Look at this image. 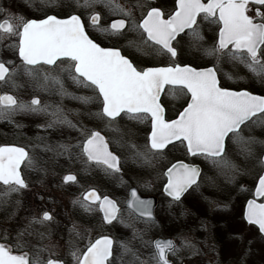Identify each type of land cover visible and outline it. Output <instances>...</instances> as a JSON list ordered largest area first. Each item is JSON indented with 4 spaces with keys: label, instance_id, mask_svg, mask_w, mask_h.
<instances>
[{
    "label": "snow or ice",
    "instance_id": "6c2138e0",
    "mask_svg": "<svg viewBox=\"0 0 264 264\" xmlns=\"http://www.w3.org/2000/svg\"><path fill=\"white\" fill-rule=\"evenodd\" d=\"M40 2L48 5L55 4L57 0ZM97 5H103L109 13L121 18L113 20L107 28L101 27L100 13L94 10ZM250 5L255 6V18L260 22H255L253 15L249 14ZM144 7L140 0H135L131 6L122 5L118 0H69L63 18L43 10L41 18L11 17L0 23V33L18 37L16 48L20 67L38 88L50 91L51 84L58 86L55 93L61 97L68 96L85 104L97 103L99 110L88 115L106 120L110 130L119 132L118 127L112 126L122 113L134 121L150 119L151 133L144 145L145 150L140 151L136 145L129 144L133 161L142 166H151L153 159L176 141L185 146L188 155L202 157L218 168L228 164L226 140L248 145L244 151L251 156L250 145L257 141L254 137L246 139L243 132L249 122L264 126V96L221 87L218 71L221 70V62L227 59L243 64L255 77L264 80V12L260 11L264 8V0H175L174 11L167 19L160 8L150 7L145 13ZM77 9H92L89 15L91 26L102 34L122 36L126 31H132L138 35L139 41L130 40L127 47H134L137 51L150 48L157 56H168L170 62L167 66L138 69L119 49L102 47L94 42L85 30L82 16L76 14ZM136 9H141L139 19L134 14ZM201 17L219 25L218 39L209 47H201L205 56L216 60V65L205 68L181 66L176 62L178 51L174 42H178L177 37L185 33L193 44L202 45L204 36L198 20ZM12 63L0 61V83L16 87L13 77L19 74L20 68L14 67L10 71L6 64ZM65 74L73 84L91 90L93 95L77 97L68 92L64 86ZM225 75L228 79L233 78L228 73ZM166 86L173 93L190 95L187 106L177 119H165L159 102ZM18 113L47 115L51 119L38 127L47 131L67 126L79 132V142H57L53 146L47 143L46 136H37L30 150L23 146H0V203L6 202L12 193L28 188L21 165L36 167L30 151L35 152L37 148L53 151L57 156L67 154L69 158L73 149H79L80 155L86 157V163L94 162L97 167L113 174L121 171L120 158L109 151L105 137L99 131L87 128L82 121L73 123L61 106L42 104L38 98L24 102L7 93L0 95V120L11 122L12 116ZM258 163L264 165V159H259ZM164 175L167 178L164 192L171 198V203L180 202L190 189L200 187L201 169L183 160L172 163ZM64 182H76V176L67 175ZM256 195L264 196V175L259 177ZM74 203H79L86 212L93 211L92 205L98 204L105 223L111 224L119 219L126 227H133V239L138 238L152 248L148 260H140L128 241L100 236L94 241L89 239L86 250L81 252L72 250L74 246L70 240V255L75 264H120L122 257L129 253L133 257L130 264H172L169 255L177 256L181 248H192L194 253L198 251L185 237H180V248L171 239L144 241L143 233L120 218L116 202L107 196L101 198L95 190L88 192L83 201ZM127 208L130 217L154 223L152 202L141 199L135 189L130 191ZM244 218L264 234V203L249 200ZM52 220L53 216L44 211L42 216L32 217L25 228L18 231L16 251L19 254L13 247L0 243V264H42L38 257L32 258L22 251L19 241L34 224L44 225ZM71 231H75V226ZM38 235L43 239V233ZM114 245L120 249L119 256L114 255ZM46 264H63V261L50 258Z\"/></svg>",
    "mask_w": 264,
    "mask_h": 264
},
{
    "label": "rangeland",
    "instance_id": "374dc122",
    "mask_svg": "<svg viewBox=\"0 0 264 264\" xmlns=\"http://www.w3.org/2000/svg\"><path fill=\"white\" fill-rule=\"evenodd\" d=\"M173 0H154V2L148 0H140L142 4L145 5L143 11L146 12L149 6L156 5L161 8L165 14L171 11V4ZM1 2V0H0ZM9 0H2V6L8 8ZM119 3L125 6H131L135 0H118ZM69 0H57L55 4H48L47 7L44 6L39 0V4L37 8H35L34 15H41L40 7L44 6L47 10L51 8H59L67 7ZM0 6V9L1 7ZM97 9L101 12V20L99 25L101 27L107 28L108 23L112 17H120L119 15H112L109 13L108 9L103 7V5H97ZM78 10V9H77ZM86 12H89V9H84ZM97 10V11H98ZM264 10V9H263ZM264 12V11H263ZM0 10V14H1ZM135 16L137 19L141 16V9L135 10ZM1 17V16H0ZM27 17V16H23ZM200 21V27L202 30V34L204 36V41L202 45L193 44L190 40L189 36L185 33L181 35L177 41L174 42V46L177 48L178 56L176 58V62L183 63L192 61L194 65H216V60L212 57L205 56L201 50V47H209L216 41V31L217 27L214 23H209L208 21H204L201 18H198ZM97 35V34H96ZM0 41L4 42L1 44H6L10 46L11 42L8 37V34L2 35L0 33ZM16 38V36H14ZM97 39H100L97 37ZM115 41L117 44L124 49V52L129 54L133 58V60L138 63L139 66H146L148 64H164V62L169 63L168 56H157L153 53L152 49L144 47L143 51H137L136 48L127 47L128 42L130 40L139 41V37L136 33L132 31H126L122 36H116ZM147 53V54H145ZM189 60V61H187ZM63 66V65H61ZM220 69L218 74L222 78L225 83L230 85H244L248 88L257 89L261 94L264 95V80L258 79L255 77L243 64L229 62L227 59L221 62ZM225 73L230 74L233 78L228 79ZM71 85H66L64 81V86L68 90V92L74 94L79 97L74 91L71 90L70 86H74L78 89L77 85H73L72 81L69 80ZM58 86L49 85L50 91L37 92L34 95L27 96L24 99V102H29L30 99L35 96L40 99L42 104H52L61 106L64 111L68 114V118L73 121V123H77V121H81L80 113V102L78 99H72L68 96L61 97L55 93V89ZM52 90V91H51ZM88 90V89H87ZM181 104L185 102L186 96L183 94L178 98ZM173 107L168 106V111L172 113ZM76 113H79L77 115ZM22 120L30 119L28 114L19 113ZM82 114V113H81ZM35 116L41 117V121L39 125L45 124L51 117L44 114H33ZM82 116V115H81ZM89 121L86 120L87 128H91L93 124L92 118L89 116ZM121 120V119H117ZM134 121V120H133ZM78 126V125H77ZM65 126H58L56 128L55 136H60L63 134ZM117 127L119 128V132L116 131L115 139H117L120 147L122 148V158H123V170L125 173H129L132 169L136 168V171L130 172L129 178L131 182L138 183L140 186H143V190L147 188L153 189L152 192H157L155 185L159 183V175L164 167H166L172 160L175 158L184 156L183 153L179 154V152L174 150H167L169 153L164 156L158 155L153 159L152 165L142 166L141 163L135 162V167L129 169L127 162L132 160V149H130L129 144L136 145L140 151H144V147L141 146V132L136 129L133 125L125 124L124 120L122 122H118ZM38 136L48 135V132L52 129H48L45 131L43 128H38ZM71 142V144H76ZM31 140H27L26 144L32 147ZM47 142L50 143L49 139ZM60 142V141H59ZM51 145L55 146L56 143H51ZM249 147L248 145L234 143L230 140V145L228 150L225 153L226 160L228 164L223 167H215L212 164L206 162L202 157H196L197 161L201 167V176L199 178L200 187L198 189H190L178 203H171L167 199H161L156 207L157 216L161 217L162 221L166 223L163 231L161 232L164 235L172 236L178 248L181 246L180 237H185L189 240V242L195 246V249H198L194 253L192 248H181L178 253L177 260L183 261L184 264H221L223 261L222 253L223 250L226 252H232L233 250L227 251L225 249L226 242L229 241V245L234 241V251L239 252V254L246 251L248 252V246H250L249 242V230L245 228L243 222L239 219V210L241 206V198L239 196V186L245 183L253 182L254 178L258 175L257 172V160L255 158L254 150L252 149V155L248 156L244 149ZM251 147V145H250ZM37 149L35 150V152ZM35 152L31 151V155L35 156ZM52 156L42 158L36 156V165L39 172L43 173V171L48 172L49 170L52 173V182L56 184V181L62 178V175L66 171L57 170L54 160L57 155L53 151H49ZM172 158L170 159V156ZM176 155V156H174ZM56 156V157H55ZM61 156V155H60ZM59 156V157H60ZM133 162V161H132ZM43 169V170H41ZM257 172V173H256ZM148 184V185H146ZM40 189V188H39ZM2 190V187H0ZM38 191L33 193L34 198L38 197ZM19 196V193H12L7 201L4 202L5 209L11 210L13 206L17 203H14L13 198L15 195ZM49 194L48 199L51 204V210L53 211V220L51 222H46L44 225L34 224L32 226V231L26 232V240L24 236L20 239L19 243L22 245V249L26 251L30 257L39 258L42 264H45V261L48 258H55L64 261L65 264H75L72 256L70 255L69 249V241L71 240L73 244L72 250H76L79 248V245L76 244L77 239H70V230L75 226V230H78L77 223L70 218V208H71V199L65 196L59 189H53V191L45 190L43 193H39L42 198H45V195ZM17 197V198H18ZM50 198H53L50 200ZM39 199V198H38ZM171 203V206H169ZM21 204V202H20ZM2 206V203H1ZM47 208V207H46ZM239 208V209H238ZM43 209V208H42ZM40 209V210H42ZM48 209V208H47ZM22 212H26L24 210V206H21ZM45 210V209H44ZM41 211L35 212L33 217H40ZM1 214V207H0ZM238 216V218H237ZM59 217V218H58ZM66 217L67 219L60 220ZM179 219H178V218ZM120 218H123L126 222L132 223L136 231L140 233H145L146 225H140L136 221L127 217L124 213L120 214ZM20 222H17L16 219H8L1 220L0 222V238H12L13 243H18L17 241V233L19 230L25 228V226L29 223V220L23 225L22 221H26L24 216H21ZM67 225V232L65 227ZM117 227L113 228L114 232L118 231V226L124 227L123 230L126 233H131L133 231V227H126L124 224L117 222ZM216 233V235H211V231ZM80 230V229H79ZM122 230H119V232ZM212 231V232H213ZM14 232V233H13ZM31 232L32 234H28ZM13 235L11 236V234ZM39 233H43L44 237L41 239ZM240 234V235H239ZM68 237V238H67ZM238 237H242L243 239H239ZM88 238L86 239V243H88ZM116 241H128L130 242V247L137 252L140 260H148L151 251L146 248L145 244L141 242L140 239H133V234L128 236H124L123 238L117 237ZM144 241H150L147 236L143 235ZM259 242V241H258ZM232 246V245H231ZM230 246V247H231ZM229 247V248H230ZM254 248H260L261 255L260 258L262 260L261 264H264V243L255 244L252 246ZM35 249L34 251L32 249ZM27 249V250H25ZM214 253L215 256L212 255ZM233 254V253H232ZM114 255H120V249L115 247ZM132 255L125 254L120 264H130L132 262ZM240 262L241 258L238 259Z\"/></svg>",
    "mask_w": 264,
    "mask_h": 264
},
{
    "label": "flooded vegetation",
    "instance_id": "af4514ba",
    "mask_svg": "<svg viewBox=\"0 0 264 264\" xmlns=\"http://www.w3.org/2000/svg\"><path fill=\"white\" fill-rule=\"evenodd\" d=\"M81 2H83V0H81ZM38 4H39V0H9L8 5L10 6L6 8L5 6H2V0H1L0 6L2 7L0 10L2 13L0 14L1 16L0 23L4 21L5 19H10L11 17H19V16H22V17L27 16L25 18H28V19L41 18L42 11H41V15L40 14L34 15L36 11L35 8H37ZM170 4H171L170 6L171 11L165 14L164 17H166L168 14H170L174 10L175 0L170 2ZM44 6L47 7L45 4ZM44 6H41L40 10L46 11L49 14H57L61 18L63 17V14L66 10V7H62L61 9L51 8L47 10ZM150 7L152 6H149L148 9ZM249 7L251 9L249 14L253 15L255 22H260L257 18H255V6L250 5ZM263 9L264 8H261L260 11L263 12L264 11ZM89 10L90 11L86 13H85L86 10L84 9L76 10V14H80L82 16V20L85 24V30L88 32L89 36L93 38L98 44H100V46L119 49L123 55H126L131 60H133V58L129 56V54L124 52V49L122 50V48L117 44V42L114 39L116 36L102 34L96 28H93L91 26L89 15L93 10L92 9H89ZM94 10L97 11L98 10L97 7H95ZM97 12H99L101 16V12L99 10ZM112 19H114V17H112ZM112 19H110V21ZM110 21L108 23V27H109ZM12 22L15 23L14 20ZM214 24L217 27L216 33H218L219 25L216 23ZM2 35H6V34L2 33ZM8 37L9 39H11L10 40L11 42L9 43L10 46L6 47V44H1L4 42L0 41V61H3V62L12 61L13 62L12 64H6V66L9 67L10 71L14 67L20 68V72L17 76L13 77L17 85L16 87H12L10 85L0 83V95L7 93V94H11L15 96L20 101H24V99L27 96L34 95L37 92V90L39 92L46 93V91L41 90L40 88L37 87L35 81L31 80L29 77L24 75L23 68L20 67L21 61L19 59L18 49L16 48V45L18 44V37L15 38L12 35H8ZM97 37H99L100 39H97ZM132 62H134V65L138 69L145 68L146 66H148V65L139 66L138 63H136L134 60ZM166 64L168 63L164 62V64H161V65H166ZM218 79L220 81V86L225 89L235 90V91H240V90L248 91L250 93L261 95V93L255 91L256 89L248 88L244 85L235 86V85H230L228 83H225L219 74H218ZM63 80L65 81L66 85H71L69 82L70 79L67 78L66 74L64 75ZM68 88H70L71 90L77 91L75 93L79 97L93 95L91 90L89 89L87 90V88H84V87H78L77 89L74 86H70ZM183 94L186 96V99H185V102L181 104V101L179 102L178 98H180V96ZM188 97H189L188 94H185V93H179V92L173 93V90L170 89L168 86H166L160 97V102L164 108L165 119L172 120L176 118L178 113L181 111V109L186 105L188 101ZM33 98H35V96H33L30 99V101ZM79 102L80 103L78 105H80V108H81L80 111L83 110L81 112L82 114L80 113L81 121L83 122L84 125H86L85 124L86 120L89 121L88 113L90 112L94 113L98 111L99 105L95 102L88 103V104L82 103L80 100ZM168 106L175 108L173 109L172 113H170L171 111L170 112L168 111ZM28 115L30 119L22 120L20 114L18 113L12 116L11 122H9L8 120H0V146L15 145V146H23L26 148V150L31 149V147L26 144V141L27 140L34 141V138L38 136L37 135L38 130H39L38 125L41 121V117H38V115L35 116L33 114H28ZM91 118L93 120V124L91 125L92 126L91 128L89 127L88 128L99 131L101 135L105 137L106 141H108L109 143V151L113 152V154L117 155L120 158L121 171L119 173L113 174L110 172H106L102 167H97L94 162L86 163V157H83L80 155L79 149H73L71 158H69L67 154L61 155L60 157L55 156L56 159L54 160V164L57 170H60V172L66 171L62 175V178L60 180L58 178V180L56 181V184L52 182V173L50 170L48 172L43 171V173H41L38 171L37 165L35 168H30L22 164L21 173L26 183L28 184V188L22 190L19 193L20 197H18L17 194L15 195V198H13L14 203H17V201H19V204L14 205L13 209L6 210L4 203H2V206L0 203V207H1L0 222L1 220H8V219H13V218L16 219L17 222H20L19 220L21 219V216H24V219H26V221H22V227H23V225L27 222V220L30 221L31 218L34 216L35 212L37 211H41L40 216H42V213L44 211H48L52 215L53 211L51 210V205H52L51 203L56 202L57 199L55 201L49 202L48 199H46L49 197V194H46L45 198H42V196L39 195V193H43L45 190L53 191V189L60 188V191L65 196H67L69 199H71V203L73 202L70 208V218H72V220H74L77 223L78 230L71 231L69 238L74 239V240L77 239L76 244L79 245L78 249L81 252L86 250V245H87L86 239L87 238L94 241L100 236H109L114 241H116L115 239H117V237L123 238L124 236L129 237L130 235H132L133 231H131V233H126L124 232L123 230L124 227L122 226H118V231L114 232L115 229L113 230V228L114 226L115 228L117 227L116 225H117L118 220H114L111 224L105 223V221L103 220V213L99 211L98 204L92 205L94 209L93 211L86 212L84 211L82 207H80L79 203H74L75 201H83L84 196L88 192L95 190L96 193L101 198H103L104 196H107L109 199L116 202L117 207L120 209L119 216L120 214L124 213L127 217L136 221L140 225H143V224L146 225V231L143 235H145V237L147 236L148 239L150 238V241H154L157 238H163V239L170 238L176 244V241L172 236L164 235L161 232V230L163 231V228L165 227L166 223H164L161 217L157 216L156 214V207L161 199H165V200L167 199L168 201H171V198L167 197V195L163 191V188L167 181V178L164 175V173L166 172L167 168L171 166L172 163H175L178 160H183L186 163L198 165L199 163L196 162L197 158L188 155L186 152L185 146L180 144L179 141H176L174 144L168 145V147L164 149L163 153L161 154L162 156L169 153L167 150H174V151L179 152V154L183 153L184 156L175 158L166 167L162 169L161 174L159 175V178H158L159 183L157 184V186L155 185L157 192H152L153 189L151 188H147L146 190L145 189L143 190V186H140L138 183L133 184L131 182V179L129 178L130 172H133L134 170L136 171V168L132 169L128 174L125 173L123 170L124 161L121 155L122 148L120 147V144L122 145L123 143H118L117 139L114 138V136H116L115 134L116 131L109 129V127L107 126L106 120H101L95 117H91ZM117 119H121V120L117 121ZM117 119H116V122L112 126L113 128H117L118 122L119 121L122 122V120H124L125 124L133 125L136 129H138L141 132V134H143V136H141V146L144 147V145L147 144L148 142L147 137L149 136V132L151 129L150 119L145 120L143 122L133 121V120H130L123 113L121 114L120 117H117ZM61 127L62 126H60V128ZM56 128L49 131L48 135H43L49 139L50 141L49 144L57 143L59 141L71 144V142L75 143V141L73 140H76L77 143L79 142L78 137L80 134L78 131L65 126L63 127L64 128L63 134L60 136H55ZM243 135L246 139L248 137H254L257 141V143L251 144V149L254 150L255 158L257 160L256 167L258 169L257 170L258 175L254 178L252 184L245 183L239 186V190H238L239 196L241 198V206H240V210L238 213L239 219L243 222V224L245 225V228L249 230V233H248L249 240H251L252 242L249 244L250 246H248V252L245 249L244 252L241 251V253L239 254V252L237 253L234 251V247H233L234 241H232L230 245H229V241H227L225 245V249L227 251L229 250L230 251L233 250V251L226 252L223 250L222 253L224 252L225 253L222 254L223 261L221 262V264H261L262 262L260 258V255H261L260 248L256 247L253 249L252 246L255 244H259V242L261 244L264 243V236L263 234L259 232L258 227L256 225L248 224V222L244 218V213H245L246 203L250 199H255L254 189H255L258 178L264 172V165H261L260 163H258V160L262 159L264 155V126L252 124L251 122H249V126L248 128L244 130ZM229 145H230V140H226V151L228 150ZM30 155H31V151H30ZM32 156L36 161V156L46 158V157L52 156V154L49 151H43L40 148H37V151L35 152V156L33 154ZM171 158H172V155L170 156V159ZM132 161L133 159L127 162L129 169L135 167L134 166L135 162L134 161L132 162ZM67 175H75L76 182L65 183L64 177ZM132 189H135L137 193L141 195L142 197L154 198V207H153V213L155 216L154 223H145L143 218L135 219L134 217L129 216V210L127 208V200L130 196V191ZM37 191L39 192L38 197L36 195V197L34 198L33 193ZM52 199L53 198H50V200ZM255 201L256 203L259 204L263 201V198H257L255 199ZM22 205L24 206V210L27 209L26 212H22L21 210ZM66 219L67 218L64 217L60 220L65 221ZM32 229L33 228L29 229L28 231H32ZM65 230L67 232L68 230L67 225L65 227ZM119 230H122V231L119 232ZM212 231H211V235L215 236L216 233ZM13 233L11 234V236L13 235ZM23 236H24V239L26 240L27 239L26 235H23ZM0 243H5L13 247L14 252L16 254H19L16 251L17 244L15 242L13 243L12 238H8V239L0 238ZM115 247L116 246L114 245V249ZM146 248H148L152 252V248L148 246H146ZM32 250L34 251L35 249L33 248ZM22 251H24V249H22ZM212 255L215 256L216 258V255L214 253H212ZM242 257H243V260L240 262L238 259L239 258L242 259ZM51 259H55V258H51ZM169 259L172 261L173 264H184L183 261L177 260L176 256L169 255ZM46 261H45V264H46ZM63 264H65L64 261H63Z\"/></svg>",
    "mask_w": 264,
    "mask_h": 264
},
{
    "label": "water",
    "instance_id": "95a60500",
    "mask_svg": "<svg viewBox=\"0 0 264 264\" xmlns=\"http://www.w3.org/2000/svg\"><path fill=\"white\" fill-rule=\"evenodd\" d=\"M206 2V1H205ZM168 18V17H167ZM167 18H165V19H167ZM116 19H120V18H116ZM113 20H115V19H113ZM112 20V21H113ZM111 21V22H112ZM3 22V21H2ZM1 22V23H2ZM111 22H110V24H111ZM217 39H218V36H217ZM184 65H189V64H184ZM184 65H181V66H184ZM189 66H191V65H189ZM158 67V66H157ZM193 67V66H192ZM208 67H212V66H208ZM202 68H205V67H202ZM232 91H235V90H232ZM241 91V90H240ZM11 95V94H10ZM253 95H258V94H253ZM260 96H262V95H260ZM189 99H190V95H189ZM189 99H188V101H189ZM187 106V104L185 105V107ZM184 107V108H185ZM183 108V109H184ZM183 109L181 110V111H183ZM180 111V112H181ZM178 116H179V114H178ZM178 116L176 117V118H174V119H177L178 118ZM173 120V119H172ZM150 133H151V130H150ZM150 133H149V136H150ZM262 159H264V155H263V157H262ZM176 163V162H175ZM193 165H195V166H198V165H196V164H193ZM199 167V166H198ZM200 168V167H199ZM261 175H264V172L261 174ZM258 183H259V178H258V180H257V183H256V186H255V189H254V197L255 198H263V201L261 202V203H264V196H257L256 195V187L258 186ZM163 191H164V188H163ZM137 192V191H136ZM165 193V192H164ZM166 194V193H165ZM137 195L141 198V199H144V200H150L151 202H152V212H153V207H154V198H152V197H142L141 195H139L138 193H137ZM130 199V196H129V198H128V200ZM127 200V201H128ZM250 200H253V199H250ZM248 203V202H247ZM246 211H247V204H246V206H245V213H246ZM245 213H244V217H245ZM153 216H154V213H153ZM154 218H155V216H154ZM246 220V219H245ZM247 221V220H246ZM264 235V234H263ZM158 239H163V238H157V239H155V240H158ZM165 239H170V238H165ZM154 240V241H155ZM173 264V263H172Z\"/></svg>",
    "mask_w": 264,
    "mask_h": 264
},
{
    "label": "trees",
    "instance_id": "16d2710c",
    "mask_svg": "<svg viewBox=\"0 0 264 264\" xmlns=\"http://www.w3.org/2000/svg\"><path fill=\"white\" fill-rule=\"evenodd\" d=\"M187 61H189V60H187ZM189 63L192 64L193 62H192V61H189ZM148 65H149V64H148ZM255 91L259 92V90H257V89H256ZM259 93H261V92H259Z\"/></svg>",
    "mask_w": 264,
    "mask_h": 264
}]
</instances>
